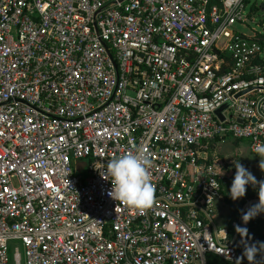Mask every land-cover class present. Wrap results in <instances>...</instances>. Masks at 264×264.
I'll use <instances>...</instances> for the list:
<instances>
[{
  "label": "built area",
  "instance_id": "1",
  "mask_svg": "<svg viewBox=\"0 0 264 264\" xmlns=\"http://www.w3.org/2000/svg\"><path fill=\"white\" fill-rule=\"evenodd\" d=\"M249 1L0 0V264L238 261L235 227L259 197L219 226L209 152L264 143ZM138 148L155 189L144 211L97 169Z\"/></svg>",
  "mask_w": 264,
  "mask_h": 264
},
{
  "label": "clouds",
  "instance_id": "2",
  "mask_svg": "<svg viewBox=\"0 0 264 264\" xmlns=\"http://www.w3.org/2000/svg\"><path fill=\"white\" fill-rule=\"evenodd\" d=\"M252 150L260 158L264 157V143H254ZM105 165L97 169L104 179L111 182L112 187L108 194L113 199L139 211H144L153 205L155 189L149 174L151 161L142 149L138 148L131 153L112 157ZM234 165L235 173L229 189V195L235 201L244 197L247 186H254L258 182L251 171L239 161L234 162ZM259 166L264 169L261 166V159ZM259 184L261 186L264 181H260ZM258 194L259 203L250 206L242 214V220L245 224L258 214L264 213V200L261 199L264 196V192H261L259 188ZM235 231L241 236L242 240L248 234L247 228L239 225L235 227ZM257 243L259 247H257ZM257 243L248 244L245 241L243 256L247 258L249 264H260L261 262L258 260V253H264V242Z\"/></svg>",
  "mask_w": 264,
  "mask_h": 264
},
{
  "label": "rangeland",
  "instance_id": "3",
  "mask_svg": "<svg viewBox=\"0 0 264 264\" xmlns=\"http://www.w3.org/2000/svg\"><path fill=\"white\" fill-rule=\"evenodd\" d=\"M249 2L248 9L252 10L253 19L251 20L248 29L244 30L247 33H252L253 29H255L264 33V0H250ZM218 145L220 150L217 147L215 150H212L214 156L213 158H216L217 166L220 168V170L229 176V178L226 179V193L228 198H230L229 189L235 173L234 162L239 161L244 167L250 170L254 176H260L261 174H264V169H261L259 166L261 159V166L264 167V157L260 158L258 155L253 153L248 142L242 141L240 144L236 145L233 143L232 138H228L226 140H220ZM243 199L244 197L238 198L235 201H241ZM222 213L227 214V209H223ZM218 217L221 218L220 216ZM230 218L231 217L227 215V217L223 220V223L225 225L229 224ZM218 220L219 219H217V221ZM9 264L15 263L11 259Z\"/></svg>",
  "mask_w": 264,
  "mask_h": 264
},
{
  "label": "trees",
  "instance_id": "4",
  "mask_svg": "<svg viewBox=\"0 0 264 264\" xmlns=\"http://www.w3.org/2000/svg\"><path fill=\"white\" fill-rule=\"evenodd\" d=\"M216 142H217V139L212 141L211 150L215 149ZM226 181H225V187H224V199H225L231 213L236 214L237 212H239L240 207L242 206V200L241 201H238V200L234 201L231 198L227 197V193H226V189H227L226 184L227 183H226ZM260 191L264 192V184L262 185ZM246 193L250 194V191L248 190V191H246ZM262 198H264V196H262ZM244 227L247 228L248 234L243 239H245L248 244L257 243V242H264V221L263 220L250 219L244 225ZM244 247H245V242H243L242 238H241V244H240V247L238 249L240 264H249V261L247 260V258L243 256ZM257 247H259L258 243H257ZM239 260L236 262H229V261L222 260L218 257H215L213 255L208 256V263L209 264H239ZM258 260L261 261L260 264H264V253H258Z\"/></svg>",
  "mask_w": 264,
  "mask_h": 264
},
{
  "label": "crops",
  "instance_id": "5",
  "mask_svg": "<svg viewBox=\"0 0 264 264\" xmlns=\"http://www.w3.org/2000/svg\"><path fill=\"white\" fill-rule=\"evenodd\" d=\"M228 139V138H227ZM226 140V139H225ZM242 141H246V140H234L233 139V143L234 144H236V145H238V144H240ZM220 142V140H218L217 142H216V146H215V149H216V147L217 148H219V150H220V147H219V145H218V143ZM246 142H248V141H246ZM249 144V143H248ZM214 149V150H215ZM257 155V154H256ZM214 156H213V152H212V150L210 149V152H209V162H212L213 164H214V166L216 167V169L223 175V184H224V187H225V181H226V179L227 178H229V176H228V174H225L224 172H222L221 170H220V168L217 166V160H216V158H213ZM213 158V159H212ZM264 177V174H261L260 176H255L256 177V180H258V179H260L261 177ZM263 181H264V178H263ZM263 185V184H262ZM262 185L261 186H257V187H255V186H251V187H246V191H250V194H247V193H245V195H244V199L242 200V205L245 203V201L247 200V199H250V198H256V197H259V188L261 189V187H262ZM247 194V195H246ZM261 199H263L264 200V198H262L261 197ZM242 207V206H241ZM241 207H240V210H241ZM223 209H227V214H223L222 213V210ZM239 210V211H240ZM239 212H237L236 214H232L231 213V211H230V209H229V207H228V205H227V203H226V201H225V199H224V201H220V202H218V204H217V210H216V216H217V218H216V221H217V219H219L218 221H217V224L219 225V226H229V224H227V225H225L224 223H223V220L227 217V215H229L231 218H230V221L238 214ZM218 216H220L221 218H219Z\"/></svg>",
  "mask_w": 264,
  "mask_h": 264
},
{
  "label": "water",
  "instance_id": "6",
  "mask_svg": "<svg viewBox=\"0 0 264 264\" xmlns=\"http://www.w3.org/2000/svg\"><path fill=\"white\" fill-rule=\"evenodd\" d=\"M227 106H228V103H225L222 107H220V108L216 111V113H217L221 118H223V116H222V110H223L224 108H226ZM242 241L245 242L246 240L243 239Z\"/></svg>",
  "mask_w": 264,
  "mask_h": 264
}]
</instances>
